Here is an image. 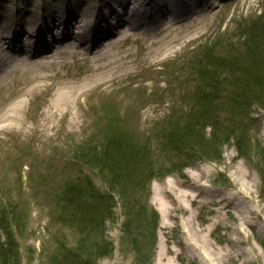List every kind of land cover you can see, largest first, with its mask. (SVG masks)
Listing matches in <instances>:
<instances>
[{"label":"rangeland","instance_id":"obj_1","mask_svg":"<svg viewBox=\"0 0 264 264\" xmlns=\"http://www.w3.org/2000/svg\"><path fill=\"white\" fill-rule=\"evenodd\" d=\"M28 1L17 3L23 13L41 10L43 3ZM75 1L80 0H45L44 3L61 10ZM8 4L12 7L13 3ZM214 11L216 15L203 24L199 35L182 47L177 56L164 63L143 62L140 44L122 41L119 47L130 46L134 52L135 65L130 74L82 98L77 121L57 120L56 135L0 137V208L5 204L16 208L13 241L18 245L20 264H47L53 254L58 255L65 249L73 250L82 240L78 238L75 223L66 225L67 214L62 220L59 218L62 207L56 205L55 195L66 177L88 176L97 187L103 188L96 175L75 156L79 148L91 150L100 137L91 139L93 135L115 127L126 134L127 140L137 141L140 147H146L155 161L156 171L143 199L137 192L136 207L130 206L136 199L133 191L125 195L126 200L123 195L116 196L113 218L107 219L103 228L109 239L107 242L112 244V252L90 257L95 264H137L138 257L140 264H198L203 257L189 245L193 240L197 244L204 238L214 251H228L227 258L219 264H264V185L257 166L259 159L254 157L247 161L240 158L233 140L220 146V159L212 157L211 149L203 141L193 146L194 150L185 151L180 159L177 154L170 156L169 142L164 138L149 140L154 136L171 134L176 124V128L184 129V117L196 104L194 90L198 91L197 85L189 79L190 70L196 73L200 65L211 71L217 65L229 62L216 73V79L220 76L217 82L222 81L220 90L223 92L219 93V100L225 108L218 112L215 120L225 124L227 118H233L232 96L243 87L244 71H250L251 65L258 64L263 57L259 48L247 54L244 51L246 45H255L244 33V28L253 24L259 11H264V0H219ZM210 43H216V46L208 51ZM190 62L195 69L188 67ZM179 65L188 68L180 72L182 78L189 79L188 83L178 81L172 75ZM57 71L64 73L63 69L57 68ZM78 71L79 67L70 63L66 73L73 75ZM71 79H78V76ZM185 84L186 92L180 90ZM38 102L32 103L31 109ZM241 119L240 125L246 128L252 146H256L258 152H264V100L249 103ZM214 136L219 137V133ZM208 138L205 135V140ZM183 181L193 182L196 190L175 191L176 183ZM237 191L249 193L255 201L256 226L254 229L243 227L248 241L236 243V247L229 251L228 247L234 241L231 228L237 223L235 210L227 213L212 202ZM182 194H189L194 200L185 199ZM210 197L214 200L210 201ZM234 197L231 206L242 208L238 204L239 197ZM175 203L185 214L178 208L173 212L176 219H172L168 210ZM142 207L157 214L153 250L149 249L153 218L150 214L145 216L141 209L138 212ZM188 216L193 219L197 233H192L184 222ZM257 227L260 232H257ZM142 234H145L144 238ZM145 243L148 244L147 249H144ZM159 256L163 259L160 260Z\"/></svg>","mask_w":264,"mask_h":264},{"label":"bare ground","instance_id":"obj_2","mask_svg":"<svg viewBox=\"0 0 264 264\" xmlns=\"http://www.w3.org/2000/svg\"><path fill=\"white\" fill-rule=\"evenodd\" d=\"M18 1L29 2L0 0V137L56 135L57 120L77 121L82 98L130 74L134 52L130 46L119 47L122 41L138 42L143 62H167L199 35L219 6V0H80L57 10L45 0H34L43 3L41 10L25 14ZM70 63L79 67L78 73H66ZM176 185L175 191L196 190L191 181ZM234 196L242 208L231 206ZM250 196L237 191L216 200L210 197L219 210H235L229 251L248 241L243 227L256 226V203ZM178 208L185 212L175 203L168 216L176 219L173 212ZM184 222L192 233L198 232L190 216ZM195 244L193 240L189 246L203 257L198 264L223 263L228 256L227 250L214 251L205 238L196 244L199 248Z\"/></svg>","mask_w":264,"mask_h":264},{"label":"trees","instance_id":"obj_3","mask_svg":"<svg viewBox=\"0 0 264 264\" xmlns=\"http://www.w3.org/2000/svg\"><path fill=\"white\" fill-rule=\"evenodd\" d=\"M264 16L257 18L251 26L244 28V33L255 44L254 47L246 45L244 51L251 53L256 49H262L263 57L258 64H252L250 71H244L246 76L242 80L243 87L237 90L232 96L231 110L234 113L233 118L228 122L231 127L220 128L209 121H203L202 125L193 123L186 124L181 129L180 126L174 129L171 134L164 137L169 142L170 156L181 154L188 150H194L193 146L203 143L211 149L213 158L220 159L221 145L228 143L230 139L238 155L247 161L259 159L257 161L259 176L264 185V152H258L256 146H252L251 138L247 134L245 127L240 125L241 116L249 103H259L264 100ZM217 65L212 71H200V79L206 89L203 91L208 96H218L220 93V83L215 80L218 71L224 64ZM231 63V62H230ZM237 71V70H234ZM216 74V75H215ZM215 75V76H214ZM263 103V102H262ZM224 106V105H221ZM248 118V117H247ZM199 119H204L200 116ZM195 126H199L196 129ZM210 127L211 133L208 134V141L205 140V130ZM237 127L240 129L236 130ZM197 131V132H195ZM219 133V137L214 135ZM222 140V141H221ZM253 155V158H251ZM198 158H201L197 156ZM78 159L86 166L96 172L99 179L106 187L104 191L97 190L89 181H77L71 184L61 193L60 201L63 210L67 212L68 224L75 223L78 238L82 239L76 247L52 255L47 264H95L90 257L100 255L101 253H111L112 244L108 243L107 234L103 228L107 219H112L113 208L116 205V196L123 195L126 200L127 194L133 191L136 199L130 204L136 207L137 192L142 199L147 192V185L155 176V161L146 151V147H140L134 141L118 136L104 137L102 141L95 142L91 150L82 149L78 154ZM219 161V160H218ZM126 195V196H125ZM147 217L152 215L153 224L151 226L152 243L149 249L153 250L155 242L157 214L153 211L148 212L144 207L138 208ZM145 218V217H144ZM17 220L15 206L5 204L0 208V264H20L18 245L14 243L15 233L14 223ZM145 228V227H144ZM3 235V240L1 237ZM145 237V234H142ZM147 249L148 244H143ZM109 248V249H108ZM140 257L137 258V264H140Z\"/></svg>","mask_w":264,"mask_h":264}]
</instances>
